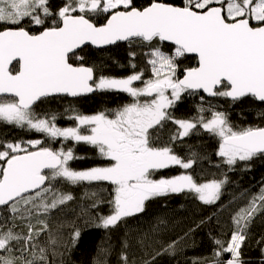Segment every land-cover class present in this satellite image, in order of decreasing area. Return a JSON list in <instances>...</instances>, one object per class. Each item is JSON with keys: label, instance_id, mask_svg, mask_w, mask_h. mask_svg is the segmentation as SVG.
<instances>
[{"label": "snow or ice", "instance_id": "1", "mask_svg": "<svg viewBox=\"0 0 264 264\" xmlns=\"http://www.w3.org/2000/svg\"><path fill=\"white\" fill-rule=\"evenodd\" d=\"M112 46L127 47V65H119L126 75L88 62L90 48ZM95 93L128 99L94 114L74 106ZM189 97L198 102L178 115ZM65 100L63 112L47 109ZM246 108L260 124L233 122ZM62 118L71 124L60 126ZM0 125L39 134L0 137V264H71L81 227L58 218L83 186L81 199L91 203L76 220L107 238L91 264H160L196 228L220 223L216 213L178 239L168 238L165 219L147 232L125 231L118 245L112 234L173 196L224 207L228 173L264 159V0H0ZM193 139L215 141V159L194 150ZM78 146L98 163L73 167L87 158ZM204 161L216 172H205ZM257 215L264 187L231 210L220 235L209 232L210 257L190 264H252L244 258L252 247L264 264V234L250 232Z\"/></svg>", "mask_w": 264, "mask_h": 264}, {"label": "trees", "instance_id": "2", "mask_svg": "<svg viewBox=\"0 0 264 264\" xmlns=\"http://www.w3.org/2000/svg\"><path fill=\"white\" fill-rule=\"evenodd\" d=\"M91 53L88 56V62L95 64L97 71L106 75L123 76L130 71L127 67H120L119 65H127L128 55L127 47L113 46L110 49L94 50L89 49ZM140 62V57H137ZM194 63V61H190ZM142 66V64H141ZM127 97L123 94L116 95L113 93L99 94L95 93L88 97L79 98V102L74 106L84 114H94L98 111H105L107 109H114L121 104L127 102ZM198 101L194 98H187L182 106L179 108L178 115L189 113L193 109L194 103ZM68 106V102L56 101L47 106L49 111L63 112L64 108ZM245 115H240L241 110L236 109L231 116L235 124L241 126L257 125L260 120L255 116L254 109L246 108ZM60 126H69L70 121L60 119L58 121ZM39 134L27 133L11 126L0 125V137H8L11 139H29L38 138ZM194 150H203L209 156H212L214 148L212 147L215 141L211 139L190 141ZM178 151L186 153L187 148L178 149ZM78 153L87 157L84 160L74 161L73 167L78 169H85L94 166L98 161L94 158V153L87 146H78ZM212 159H215L212 156ZM203 170L205 172H216L208 164V161L203 162ZM179 170L171 169L169 174H178ZM219 178V173H217ZM229 182L223 188V195L221 201L224 207H203L196 206L191 200L183 196H173L167 202V207H163L159 201L151 202L146 213L138 220L131 219L126 227L115 231L109 242L113 245H118V241L125 231L132 233L147 232L150 228L155 227L160 219L169 221L167 224V236L169 239H178L188 230L189 227H195V224L201 219L212 216L215 212L219 218L220 223H216L215 218L212 222L201 225L196 228L189 237L181 240L175 256H163L160 258V264H190L191 260L196 257H210L213 244L209 238V232L212 235H220L221 227L227 229L229 222V215L232 209L243 207L251 196L259 193L260 189L264 187V159L257 158L250 162L246 170H236L228 173ZM87 186L77 187L73 189V195L76 200L72 203L71 209L65 214H62L58 220L76 221L81 227V237L76 248L71 253V264H91V259L96 252L97 247L107 238L101 229L84 224V221L76 220V215L79 213L80 206L87 207L91 201L84 197ZM70 228H65V232L70 231ZM253 238H258L264 234V215H257L250 228ZM245 260H251L252 264H257L258 251L255 247L245 248ZM115 259V257H113Z\"/></svg>", "mask_w": 264, "mask_h": 264}, {"label": "water", "instance_id": "3", "mask_svg": "<svg viewBox=\"0 0 264 264\" xmlns=\"http://www.w3.org/2000/svg\"><path fill=\"white\" fill-rule=\"evenodd\" d=\"M112 47H113V46H112ZM92 49H94V50H98V51H99V50H103V49H95V48H92ZM91 95H92V94H91ZM89 96H90V95H89Z\"/></svg>", "mask_w": 264, "mask_h": 264}, {"label": "flooded vegetation", "instance_id": "4", "mask_svg": "<svg viewBox=\"0 0 264 264\" xmlns=\"http://www.w3.org/2000/svg\"><path fill=\"white\" fill-rule=\"evenodd\" d=\"M93 95V94H92ZM91 96V95H90ZM85 97H88V96H85Z\"/></svg>", "mask_w": 264, "mask_h": 264}]
</instances>
